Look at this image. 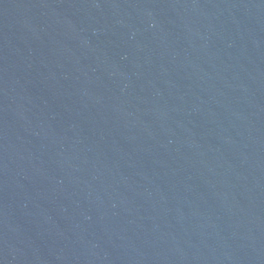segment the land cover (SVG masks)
<instances>
[{
    "label": "water",
    "instance_id": "water-1",
    "mask_svg": "<svg viewBox=\"0 0 264 264\" xmlns=\"http://www.w3.org/2000/svg\"><path fill=\"white\" fill-rule=\"evenodd\" d=\"M0 264H264V0H0Z\"/></svg>",
    "mask_w": 264,
    "mask_h": 264
}]
</instances>
